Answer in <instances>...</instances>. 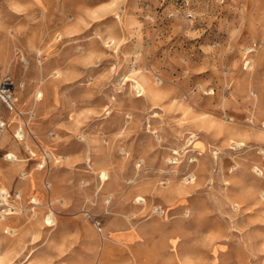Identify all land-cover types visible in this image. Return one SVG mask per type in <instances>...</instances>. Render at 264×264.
Returning <instances> with one entry per match:
<instances>
[{
  "label": "rangeland",
  "instance_id": "374dc122",
  "mask_svg": "<svg viewBox=\"0 0 264 264\" xmlns=\"http://www.w3.org/2000/svg\"><path fill=\"white\" fill-rule=\"evenodd\" d=\"M7 76L0 264H264V0H0Z\"/></svg>",
  "mask_w": 264,
  "mask_h": 264
},
{
  "label": "built area",
  "instance_id": "2783aa9c",
  "mask_svg": "<svg viewBox=\"0 0 264 264\" xmlns=\"http://www.w3.org/2000/svg\"><path fill=\"white\" fill-rule=\"evenodd\" d=\"M23 89L24 85H17L12 77L7 76L0 81V156L2 153L1 143L3 136L7 132L8 128L11 126V121L5 117L4 113H9L10 115L19 114V101L17 99V91H22ZM28 127L29 123L18 128L15 134V139L17 140V142H24L27 139ZM27 152L31 153V150L27 148ZM3 158L6 162L9 163L18 162L17 157L11 153L4 154ZM21 176L23 178H27L28 174L26 172H23L21 173ZM20 199V193H10L6 190L0 191V220H4L7 217L17 213V202ZM31 202L36 205L34 200H32ZM49 218L51 223H53L52 215L49 216Z\"/></svg>",
  "mask_w": 264,
  "mask_h": 264
},
{
  "label": "bare ground",
  "instance_id": "6f19581e",
  "mask_svg": "<svg viewBox=\"0 0 264 264\" xmlns=\"http://www.w3.org/2000/svg\"><path fill=\"white\" fill-rule=\"evenodd\" d=\"M4 137V136H3ZM53 137H54V135H53ZM3 140V139H2ZM264 153V152H263ZM174 163V162H173ZM176 163V162H175ZM259 171V170H258ZM140 201H143L142 199H139ZM36 201V200H35ZM37 202V201H36Z\"/></svg>",
  "mask_w": 264,
  "mask_h": 264
},
{
  "label": "crops",
  "instance_id": "0c3cea01",
  "mask_svg": "<svg viewBox=\"0 0 264 264\" xmlns=\"http://www.w3.org/2000/svg\"><path fill=\"white\" fill-rule=\"evenodd\" d=\"M3 139H4V137H3ZM3 141V140H2ZM7 163H9V162H7Z\"/></svg>",
  "mask_w": 264,
  "mask_h": 264
}]
</instances>
